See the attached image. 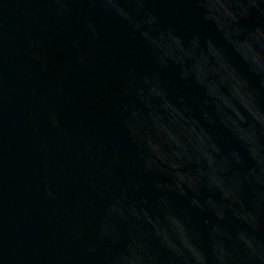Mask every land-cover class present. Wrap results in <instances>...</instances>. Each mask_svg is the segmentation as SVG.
<instances>
[{
	"label": "water",
	"instance_id": "water-1",
	"mask_svg": "<svg viewBox=\"0 0 264 264\" xmlns=\"http://www.w3.org/2000/svg\"><path fill=\"white\" fill-rule=\"evenodd\" d=\"M0 264H264V0H0Z\"/></svg>",
	"mask_w": 264,
	"mask_h": 264
}]
</instances>
